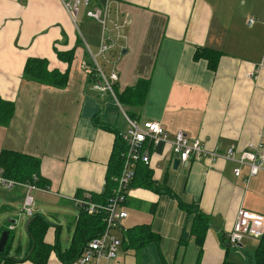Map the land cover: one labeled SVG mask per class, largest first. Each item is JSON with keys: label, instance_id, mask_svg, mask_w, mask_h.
<instances>
[{"label": "crops", "instance_id": "obj_1", "mask_svg": "<svg viewBox=\"0 0 264 264\" xmlns=\"http://www.w3.org/2000/svg\"><path fill=\"white\" fill-rule=\"evenodd\" d=\"M89 1L87 9H102L104 4ZM108 5L106 30L115 45L120 36L124 39L119 48L114 45L102 56L104 64L108 72H117L118 91L138 79L149 81L139 108L118 101L120 108L112 94L93 90L95 66H100L92 59L98 56L100 38L84 19L78 28L60 0H0V97L15 104L9 123L0 125V151L40 159L41 175L50 184L35 188L34 197L29 193L32 213L48 222L45 241L54 244L58 236L62 251L70 245L80 213L76 191L83 195L103 189L115 136L127 127L123 106L137 112V121H158L170 133L182 129L220 155L230 147L238 155L248 143L264 150V0H108ZM121 25L126 26L123 35L118 31ZM196 46L221 52L215 71L205 59L193 58ZM70 49L74 51L68 64L57 51ZM29 56L46 58L49 69L68 67L66 86L24 79ZM94 118L111 129L95 124ZM151 156L153 178L160 182L167 173L171 191L181 200L197 202L211 218L200 264H221L226 258L253 264L259 238L245 237L240 247H234L226 234L239 208L264 215V169L246 179L247 166H240L235 175L238 164L222 156L191 158L176 169L168 147L151 151ZM26 192L24 185L0 187V236L15 229L19 215H7L6 209H13ZM128 192L122 206L127 215L112 233L121 237L122 228L150 223L160 240L139 250L121 246L109 264H193L197 253L193 240L178 247L185 214L176 198L141 187ZM143 216H148L146 222ZM28 239L27 233L24 243H14V238L11 251L18 258L25 254ZM46 264L66 263L52 251Z\"/></svg>", "mask_w": 264, "mask_h": 264}, {"label": "trees", "instance_id": "obj_2", "mask_svg": "<svg viewBox=\"0 0 264 264\" xmlns=\"http://www.w3.org/2000/svg\"><path fill=\"white\" fill-rule=\"evenodd\" d=\"M73 51V49L57 51V56L60 60L69 64L73 57ZM220 55V51L203 46H196L193 58L205 59L207 67L211 71H215ZM68 74V67L64 71H60L56 68L49 69L46 58L29 56L25 60L22 75L26 80L56 88H64L67 84ZM92 77L93 75L91 74V78ZM115 83L113 85V90L116 98L121 104L129 108H139L143 106L149 88V81L147 79H138L135 84L125 86L121 91H118ZM14 111V102L0 97V125H7ZM127 114L133 118H136L138 115L137 112L133 110H128ZM95 119L96 118H94V120ZM94 122L97 125L100 124L104 128L111 129L108 124L97 123V120ZM124 150V143L119 133H117L107 162L105 182L102 191L98 193H85L82 195L83 192L78 190L76 191V196L82 199L88 198L94 203L105 206L108 199L113 195L116 187V177L120 174L123 166ZM0 167H2L6 177L15 179L21 183H30L37 187H47L50 184L49 179L41 175L40 159L36 156L14 150L2 149L0 151ZM132 187H141L157 193L169 194L176 198L178 207L185 214L184 222L178 237V247L184 248L192 239L197 247L196 260L193 264H200L205 236L208 228L211 226L210 216L200 209L197 202L184 201L178 198L168 185L167 173L163 175L160 182L156 181L153 178V168L149 164L143 162L136 163L135 173L129 185V188ZM78 207L80 208L79 217L76 221L70 245L67 249L61 250L58 245V236L54 244H49L45 241L44 235L48 227V222H46L39 213H32L30 217H33V219L28 224L26 231L29 239L25 254L20 258L15 254H11L15 235L10 229H7L5 230V243L0 250V264H15L16 262L25 260H29L34 264H46L52 251L56 252V255L63 263L75 262L85 244L104 231L106 219V212L103 208L99 209L97 212L88 213L79 205ZM120 238L121 246L126 249L139 250L152 241L158 243L160 235L152 230L150 223H141L122 228ZM16 247L18 248V243ZM30 249L32 250L30 251ZM179 264L185 263L180 262ZM221 264L240 263L231 262L226 258ZM253 264H264V234L259 238L254 250Z\"/></svg>", "mask_w": 264, "mask_h": 264}, {"label": "built area", "instance_id": "obj_3", "mask_svg": "<svg viewBox=\"0 0 264 264\" xmlns=\"http://www.w3.org/2000/svg\"><path fill=\"white\" fill-rule=\"evenodd\" d=\"M64 9L68 12L73 22H76L79 5L88 6L89 0H60ZM102 9L91 8L87 9L86 16L97 19L102 24L103 30L106 33L102 34L97 55H102L110 50L115 45L113 40L106 30V19L110 7L108 0H103ZM253 22V18L248 20ZM114 27L117 24L114 23ZM95 56H93L94 58ZM96 78L92 84V88L96 92H108L112 94L117 105L121 108L114 90L113 84L117 81V72L115 70L105 73L100 67L95 66ZM125 115L127 127L119 133L121 140L124 143L125 150L123 152V168L119 176L116 177V187L113 195L108 199L107 204H100L90 201L88 198H76L75 203L86 210L88 213L97 212L103 208L106 212L104 231L89 240L83 247L80 255L75 260L77 264H109L116 259L119 248L121 247V238L114 235L112 230L120 226L121 220L126 217L127 212L122 208L125 203L129 185L133 177L134 168L137 162L151 164V151L163 150L168 147L173 155V159L177 158L179 164L186 165L189 159H200L202 156L209 155L213 159L216 156H222L226 159L234 160L238 166L233 169L235 175L240 174V166L248 167L249 179L259 170L264 169V150L260 145L248 143L246 148L235 154V151L230 147L223 155L204 147L199 138L187 135L182 129H178L173 133L166 130L164 125L158 121L139 122L135 118ZM151 166V165H150ZM15 185H24L27 187V200L23 203V210L28 216L32 213V197L29 191L38 189L37 186L29 183H21L15 179L6 177L0 167V187L12 188ZM13 225L10 226L12 228ZM264 234V215L259 212L251 211L246 208H239L237 211L235 222L231 230L226 234L227 243L234 247H240L242 240L245 237L260 238Z\"/></svg>", "mask_w": 264, "mask_h": 264}, {"label": "rangeland", "instance_id": "obj_4", "mask_svg": "<svg viewBox=\"0 0 264 264\" xmlns=\"http://www.w3.org/2000/svg\"><path fill=\"white\" fill-rule=\"evenodd\" d=\"M88 7L89 6H84L82 4L79 5V11H78L75 23H76L78 28H82V21L84 19V21H86V22H88L90 24V30L95 32V37L96 38H98V37L101 38L102 34L106 33V31L103 30L102 24H100V22L97 19H95L93 17L86 16L85 12H86V9ZM105 25H106L107 29L110 26V23H109V21L107 19H106V24ZM125 29H126V26L125 25H121L120 28L118 29V31H119V33L121 35H123ZM123 39H124V37H122V36H120L118 38V41H116L115 48H119L121 46V41ZM92 61H93L94 64H98L103 71L108 72V69H107V67L104 64V57H102V55L96 56L95 60L92 59ZM112 61L113 60L110 59L108 64H111ZM123 109L126 112H128V110H129L128 108H125L124 106H123ZM161 157H162V155H161ZM151 165L155 167V162H153L152 159H151ZM29 193H31L32 196L34 197V195L36 193V190L32 189V190L29 191ZM26 200H27V192L25 193V196H24V198L21 201L16 200V202L13 204L14 205L13 209H11L9 207H7L8 209H6L7 215H10L12 213H14V214L16 213V215H19V218H20L18 223H16V225H15V229L13 230V233L15 235L14 243L18 242L19 240H20V243H24L26 241V230L24 228V224H25V220L27 218H25L24 221H22V219H21V218H24V216L26 215L25 211L23 210V203ZM73 207H74V210H76V207L75 206H73ZM32 209H34V205H32ZM7 215L5 216V219H4L5 222L8 221ZM147 218H148V216H143L142 219H141V220H143L142 222H146L148 220ZM63 227H65V225H63ZM63 234L66 235L67 231L66 230L63 231ZM64 241H67V239L65 238ZM11 254H13V251H11Z\"/></svg>", "mask_w": 264, "mask_h": 264}, {"label": "water", "instance_id": "obj_5", "mask_svg": "<svg viewBox=\"0 0 264 264\" xmlns=\"http://www.w3.org/2000/svg\"><path fill=\"white\" fill-rule=\"evenodd\" d=\"M179 164V160L177 159V158H174L173 159V169H176L177 168V165ZM32 219H33V217H28L27 219H26V221H25V224H24V228H25V230L27 231V226H28V224L32 221ZM5 238H6V233H4V234H2L1 236H0V250L2 249V246H3V244L5 243ZM32 249H30V251H31ZM29 251V252H30Z\"/></svg>", "mask_w": 264, "mask_h": 264}]
</instances>
